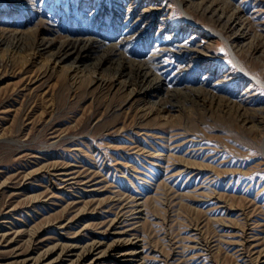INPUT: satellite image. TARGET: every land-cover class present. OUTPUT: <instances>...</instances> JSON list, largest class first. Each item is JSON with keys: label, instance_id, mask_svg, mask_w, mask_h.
I'll return each mask as SVG.
<instances>
[{"label": "rangeland", "instance_id": "obj_1", "mask_svg": "<svg viewBox=\"0 0 264 264\" xmlns=\"http://www.w3.org/2000/svg\"><path fill=\"white\" fill-rule=\"evenodd\" d=\"M182 1L0 0V264L78 235L56 226L83 211L85 241L124 214L132 263L264 264V0ZM94 34L90 66L54 67L60 40ZM143 59L164 88L130 98Z\"/></svg>", "mask_w": 264, "mask_h": 264}, {"label": "bare ground", "instance_id": "obj_2", "mask_svg": "<svg viewBox=\"0 0 264 264\" xmlns=\"http://www.w3.org/2000/svg\"><path fill=\"white\" fill-rule=\"evenodd\" d=\"M34 1V0H33ZM182 1V0H180ZM182 1L181 3H183ZM190 2V1H189ZM132 3V2H131ZM130 4V3H129ZM134 5V4H133ZM231 5V4H230ZM230 5L228 3H225V7L223 8L221 14L218 15L216 21L223 26L226 30L230 31L232 36L229 38L230 41H239L242 40L245 36V31H244V23L242 21L241 16H239V11L237 9H231L232 11L229 12V7ZM234 5V4H232ZM231 5V6H232ZM128 6V5H127ZM130 6V5H129ZM128 6V7H129ZM236 7V6H235ZM131 8V6H130ZM205 9H210L212 11H217V7L214 4H209ZM239 9V7H238ZM129 11V10H128ZM245 11V10H244ZM229 12V14H228ZM127 13V12H126ZM129 13V12H128ZM242 15V13H241ZM131 16V15H129ZM246 17V16H245ZM244 18V17H243ZM127 19V18H126ZM129 20V18H128ZM127 23V22H126ZM143 23V22H142ZM161 24V22H160ZM165 24V23H164ZM124 25V24H123ZM246 25V24H245ZM130 26V25H129ZM138 26V25H137ZM160 28V27H159ZM167 29V28H166ZM85 30V29H84ZM139 30V29H138ZM162 31V30H161ZM79 32V31H78ZM87 32V31H86ZM138 32V31H137ZM168 33V32H167ZM88 34V33H86ZM76 35V34H75ZM170 35V34H169ZM97 34L91 35V36H74V37H69L66 39L60 40V47L53 53V62H55L54 67H56L57 64H59L60 61H64L66 58L69 56L73 57L71 67L73 70H78L81 68V65L84 66H90L91 62H85L84 59L91 58L93 50H101L102 44L96 43L95 37ZM123 36V35H122ZM175 37V36H174ZM116 38V37H115ZM178 38V37H177ZM100 39V38H99ZM45 40V39H44ZM102 40V39H101ZM100 40V41H101ZM107 40V39H106ZM179 40V39H178ZM177 40V42H178ZM55 41V40H54ZM132 41V40H131ZM159 41V40H158ZM172 41V40H171ZM184 42V41H183ZM182 42V43H183ZM106 43V41H105ZM175 43V41H174ZM42 44H45L44 41ZM112 44V43H111ZM153 44V43H152ZM156 44V43H155ZM162 44V42H161ZM46 45V44H45ZM51 43L49 44V46ZM119 45V44H118ZM157 45V44H156ZM155 45V46H156ZM170 45V44H169ZM177 46V44H174ZM48 46V45H46ZM48 46V47H49ZM175 46V47H176ZM41 47V46H40ZM114 48L113 50H116V44L112 45ZM43 48V47H42ZM49 49V48H48ZM151 50V49H150ZM153 50V49H152ZM157 50V48H156ZM161 50V49H160ZM41 50H39L40 52ZM155 51V50H153ZM158 51V50H157ZM156 51V52H157ZM167 52V50H165ZM167 54V53H166ZM147 55V54H146ZM152 55V54H151ZM154 55V54H153ZM156 56V55H155ZM159 57V56H157ZM149 58V57H148ZM143 61V66L139 67V69L142 71V73H139L140 79V86L141 90H135L134 87L130 88L129 91V96L130 98H134V96L140 94L149 96V92H151L153 89H161L164 88V83L162 78L158 77L157 75L152 73L150 69L146 66V60ZM156 62V61H155ZM151 63V62H149ZM145 64V65H144ZM154 64V63H153ZM156 64V63H155ZM102 65V57H100L99 62L95 63V66L97 68L101 67ZM153 66V65H152ZM157 69V68H156ZM159 69V68H158ZM162 70V69H161ZM160 70V71H161ZM166 70V69H164ZM167 71V70H166ZM158 74L160 72H157ZM163 74V73H162ZM226 75V74H225ZM161 76V75H160ZM164 76V75H163ZM228 76V74H227ZM162 77V76H161ZM230 78V77H229ZM166 79V78H165ZM167 80V79H166ZM175 83V82H174ZM131 83L128 82V85ZM128 85L126 86L127 88ZM140 89V88H139ZM158 91V90H157ZM127 95V96H128ZM152 95V94H151ZM128 96V97H129ZM129 98V99H130ZM143 98V97H142ZM151 101V100H150ZM154 103V102H153ZM155 103H159L156 102ZM150 107V106H149ZM152 107V106H151ZM164 107V106H163ZM143 116V115H142ZM143 118V117H142ZM145 151V150H143ZM189 166V164H188ZM187 167V166H186ZM91 168V167H90ZM185 168V167H184ZM52 169V168H51ZM186 169V168H185ZM184 170V169H183ZM182 171V170H181ZM202 171V170H201ZM179 173V172H178ZM181 173V172H180ZM195 173V172H194ZM59 174H62L65 178L61 179L63 182L66 181L67 184H73L76 182L77 174L76 176L73 175L72 172H69L67 169H63ZM53 175V174H52ZM79 175V174H78ZM81 177V176H80ZM56 179V178H55ZM72 179H74L72 181ZM76 179V180H75ZM80 179V178H78ZM84 184H87L86 181L84 180ZM5 184V183H3ZM52 184V183H51ZM74 185V184H73ZM95 184H89L88 186L90 187L87 189V191H90L92 193L95 192L96 188L94 186ZM4 187V186H3ZM63 188V187H62ZM97 192V191H96ZM95 192V193H96ZM132 194V193H131ZM125 196V195H124ZM123 196V197H124ZM122 198V197H121ZM40 199V198H39ZM125 199V198H124ZM116 200V199H115ZM34 201V200H33ZM32 201V202H33ZM127 201V200H126ZM125 201V202H126ZM129 201V199H128ZM127 201V203H128ZM141 201V200H140ZM38 202V201H37ZM117 202V201H116ZM121 202V201H120ZM165 202V201H164ZM100 203V202H98ZM94 204V203H93ZM97 204V203H96ZM126 204V203H124ZM129 204V203H128ZM132 204V203H131ZM120 203L118 204V206ZM123 205V204H122ZM138 205V204H136ZM140 205V204H139ZM114 206V205H113ZM141 206V205H140ZM231 206V205H230ZM127 207V206H126ZM95 208V207H92ZM112 208V207H111ZM114 208V207H113ZM136 208V207H135ZM227 208V207H226ZM98 209V208H97ZM115 209V208H114ZM117 209V208H116ZM119 209V208H118ZM140 209V208H139ZM85 210V209H84ZM126 210V209H125ZM141 210V209H140ZM139 210V211H140ZM118 211V210H117ZM130 212V210H128ZM136 211V209H135ZM225 211V210H224ZM227 211V210H226ZM85 212V211H83ZM79 213L78 216H76L75 219H70L68 222H61L60 224H57L56 227H65V228H71L72 222L69 221H74L78 223V221L83 220L82 222V227L77 229L75 231V234L72 238H68V236L64 234L59 233V237L57 238V242H55L52 246L47 247L46 250H43V252H40L36 255L32 254L31 252L29 253L28 256L25 258H22L20 260L21 264H142L143 262H137V263H132L134 258L136 256H142L143 252V243L140 238H137L136 236H132L131 233L129 232V229H120L119 228V223L123 222L124 220L122 219V216L124 214H117V217L112 219L111 222H109L108 229H112V232H110V235L112 238L109 237L105 240V238H102L101 235H97L95 233H91V239L88 241H85V237L88 234V225L91 224V222H86L88 219V214L86 213ZM123 212V211H122ZM145 212V211H144ZM131 213V212H130ZM143 214V213H142ZM141 215V214H140ZM94 219L97 217H94L95 215H92ZM102 216V212H101ZM127 216V215H126ZM133 216V215H132ZM253 216V215H252ZM128 217V216H127ZM249 217V216H248ZM245 219V218H244ZM247 220V219H246ZM28 221V220H27ZM102 224V220L99 221ZM108 222V221H107ZM127 223V222H126ZM132 223V222H131ZM107 224V225H108ZM122 224V223H121ZM197 225V224H196ZM228 226V225H225ZM246 226V225H245ZM22 227V226H21ZM49 227H54V225H49ZM233 227V226H232ZM11 228V227H10ZM134 228V227H133ZM241 228V227H240ZM27 229V228H25ZM232 229V228H231ZM234 229V228H233ZM18 230V229H17ZM201 230V229H200ZM24 231V230H23ZM235 231V230H234ZM240 231V230H239ZM17 232V231H16ZM102 232V231H100ZM244 232V231H243ZM7 233V232H6ZM5 233V234H6ZM141 233V232H140ZM100 234V233H99ZM239 234V233H238ZM243 234V233H242ZM33 235V234H32ZM115 235V237H114ZM203 235V234H202ZM237 235V234H236ZM248 235V234H247ZM32 237V236H30ZM29 237V238H30ZM201 237V236H200ZM203 237V236H202ZM264 237V236H263ZM34 238V237H33ZM199 238V237H198ZM204 238V237H203ZM3 239V237H2ZM9 239V237H8ZM31 239V238H30ZM200 239V238H199ZM239 239V238H238ZM1 240V239H0ZM143 240V239H142ZM202 240V238H201ZM204 240V239H203ZM202 240V241H203ZM234 240V239H233ZM208 241V240H207ZM238 241V240H237ZM1 242V241H0ZM34 242V240H33ZM210 242V241H209ZM203 243V242H202ZM239 243V242H238ZM241 243V242H240ZM244 243V242H242ZM197 244V243H196ZM204 244V243H203ZM32 245V244H31ZM233 246V245H232ZM244 246V245H243ZM33 247V246H32ZM242 247V246H241ZM142 248V249H141ZM240 248V247H239ZM243 248V247H242ZM246 248V247H245ZM261 250V249H260ZM263 250V249H262ZM207 251V250H206ZM245 252V250H244ZM243 252V254H245ZM254 252V251H253ZM259 252V251H258ZM241 253V252H240ZM249 253V252H248ZM262 253V252H261ZM264 253V252H263ZM252 254V253H251ZM259 255V253H257ZM256 254V255H257ZM257 255V256H258ZM262 255V254H261ZM253 256V255H252ZM247 257V256H246ZM264 257V256H263ZM262 257V258H263ZM264 259V258H263Z\"/></svg>", "mask_w": 264, "mask_h": 264}]
</instances>
